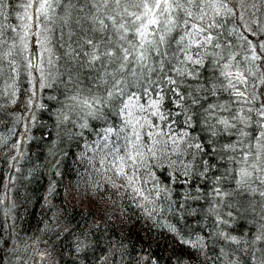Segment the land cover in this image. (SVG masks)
Here are the masks:
<instances>
[{"label": "snow or ice", "instance_id": "snow-or-ice-1", "mask_svg": "<svg viewBox=\"0 0 264 264\" xmlns=\"http://www.w3.org/2000/svg\"><path fill=\"white\" fill-rule=\"evenodd\" d=\"M0 128V264H264V0H0Z\"/></svg>", "mask_w": 264, "mask_h": 264}, {"label": "trees", "instance_id": "trees-1", "mask_svg": "<svg viewBox=\"0 0 264 264\" xmlns=\"http://www.w3.org/2000/svg\"><path fill=\"white\" fill-rule=\"evenodd\" d=\"M3 131V128H0V132ZM34 149H35V145H33ZM37 151H39V149H36ZM41 159H43V156L41 155ZM0 167H2V164H0ZM47 183L46 178H38L37 180H35L31 185H29V191L33 194V196H39L40 192L42 191V185H45ZM30 209H34L33 211V216L30 220L26 221V223L34 225L36 220L40 218V209L41 206L40 204H33L29 206ZM78 212L82 211L80 209L77 210ZM139 226V225H138ZM30 230V229H29ZM143 233L141 232V235Z\"/></svg>", "mask_w": 264, "mask_h": 264}]
</instances>
